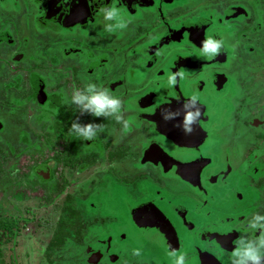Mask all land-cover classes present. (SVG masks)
<instances>
[{"label":"flooded vegetation","instance_id":"af4514ba","mask_svg":"<svg viewBox=\"0 0 264 264\" xmlns=\"http://www.w3.org/2000/svg\"><path fill=\"white\" fill-rule=\"evenodd\" d=\"M112 7L126 27L105 19ZM208 37L223 41L214 57ZM0 66V181L55 203L54 228L77 213L85 224L78 241L65 236L72 245H45L56 263L232 264L239 238L259 245L264 229L249 222L264 216V0H0ZM89 84L121 99L127 126L81 115L71 98ZM194 95L199 105H184ZM77 120L104 131L84 140ZM101 173L86 198L79 185Z\"/></svg>","mask_w":264,"mask_h":264},{"label":"rangeland","instance_id":"374dc122","mask_svg":"<svg viewBox=\"0 0 264 264\" xmlns=\"http://www.w3.org/2000/svg\"><path fill=\"white\" fill-rule=\"evenodd\" d=\"M4 70L6 71V69ZM4 134L9 138L13 133H9L8 130L5 131ZM27 160V157L22 158L23 165L29 163ZM4 168H6L5 164L2 165L0 171ZM0 176L3 175L0 173ZM2 178L6 182L4 183L6 184L5 187L9 186V188L7 191L0 190V219L9 216L17 219L18 230L15 241L11 240L2 244L1 257L5 259L6 264H51L55 259L50 255L49 257L51 259H48V253L44 252V247L47 244L52 231L55 229L54 219L56 217V212H58L55 208V203L49 202L48 206L42 207L40 205L42 200L38 201L37 198H32L33 195L29 196V200L24 201V197L19 199L21 197L20 195H17L16 191L23 190L22 185L16 184L10 188L11 184H7V180L4 177ZM105 178L106 177H102V173L100 175L96 174L93 178L80 184L79 189L83 192L86 198L90 197L91 199V197H95L94 193L96 190L103 187L106 182ZM3 179L0 181L1 186H3ZM78 204L82 209V214L86 217H90L91 215L92 217L101 215L99 209L94 211V209L89 207L86 202L84 203L79 200ZM97 204L100 205L98 206L99 208L102 207L101 203ZM24 216L33 217L34 221L31 223H24ZM97 226V223H94L90 228V231L95 233L97 231ZM16 241L17 244L15 245Z\"/></svg>","mask_w":264,"mask_h":264},{"label":"clouds","instance_id":"9594fccd","mask_svg":"<svg viewBox=\"0 0 264 264\" xmlns=\"http://www.w3.org/2000/svg\"><path fill=\"white\" fill-rule=\"evenodd\" d=\"M101 11L105 14L106 20L117 19L120 22L116 25L117 27H126V24L119 16V10L115 7L104 8ZM107 29L112 31L113 26L111 24L107 25ZM223 47L222 40H215L211 37L206 38L203 42L202 52L204 55L209 57H214L219 54L221 48ZM179 75L183 78L184 73L180 72L169 77V83H176V76ZM197 97L194 95L191 98V103L195 105ZM71 103L79 106L81 110V115L88 114L93 117H114L117 121L124 122L127 126V122L124 121L123 115L121 113L122 101L121 99L113 96L109 93L107 89L98 88L95 84H89L85 91L76 90L71 98ZM200 115V111L196 108L195 112L188 111L185 115L184 125L186 131H191V125L196 122ZM165 118H170V114H166ZM70 131L75 132L79 137L84 140H93L98 132H103L104 128L101 124H96L90 122L87 124H82L79 120L74 121L71 125ZM264 216L256 214L253 219L249 222V226L252 229H264ZM259 240V245L249 242L245 244L244 237L239 238L235 243L238 245L235 251L232 253V264H264V232L261 236L257 238ZM251 239V240H257ZM133 255L139 256L140 251L134 250ZM185 256H180L176 260V264H185Z\"/></svg>","mask_w":264,"mask_h":264},{"label":"trees","instance_id":"16d2710c","mask_svg":"<svg viewBox=\"0 0 264 264\" xmlns=\"http://www.w3.org/2000/svg\"><path fill=\"white\" fill-rule=\"evenodd\" d=\"M21 184H22V180L20 181V185ZM5 185L6 184H3V186L0 187L2 191H5V190L7 191V189L9 188V186L5 187ZM16 192H17V195H20L21 197L19 199H22L24 197V194L22 191H16ZM67 221H70L68 217H67ZM84 228H85V224L79 220V214L77 213L73 221L65 222V224H59L54 229L52 237L48 241L45 247V250H53L60 246L61 248L65 246L63 244H67L69 241L68 239L64 240L65 236H67L68 234L72 235L74 233L76 235V238L74 239L78 241L84 232ZM17 230H18L17 219L13 218L12 216L4 217L0 219V257L2 256V244H4L5 242L7 243L11 240L15 241L17 238ZM70 239H73V238H70ZM17 241L15 245L17 244ZM68 244H71L70 241ZM47 257H49V255H47ZM48 259H51V258L49 257ZM55 260H53L51 264H60V263H56ZM0 264H6L5 259H3L2 257L0 259Z\"/></svg>","mask_w":264,"mask_h":264},{"label":"water","instance_id":"95a60500","mask_svg":"<svg viewBox=\"0 0 264 264\" xmlns=\"http://www.w3.org/2000/svg\"><path fill=\"white\" fill-rule=\"evenodd\" d=\"M183 100H185V99H183ZM182 101V100H181ZM185 104L184 105H188V107L189 108H191L192 106H198L199 104L197 103V102H195V105H193L192 103H191V99H186L185 101ZM172 103V102H171ZM183 104V103H182ZM173 105V104H172ZM196 123V122H195ZM190 138V135H188V136H185V135H178V139L179 138H181L182 140H185V139H187V138Z\"/></svg>","mask_w":264,"mask_h":264}]
</instances>
